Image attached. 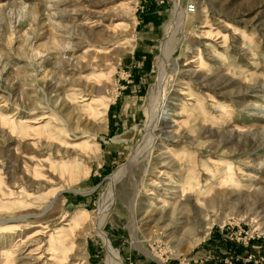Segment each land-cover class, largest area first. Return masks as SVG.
I'll return each mask as SVG.
<instances>
[{"label":"rangeland","instance_id":"374dc122","mask_svg":"<svg viewBox=\"0 0 264 264\" xmlns=\"http://www.w3.org/2000/svg\"><path fill=\"white\" fill-rule=\"evenodd\" d=\"M0 264H264V0H0Z\"/></svg>","mask_w":264,"mask_h":264},{"label":"bare ground","instance_id":"6f19581e","mask_svg":"<svg viewBox=\"0 0 264 264\" xmlns=\"http://www.w3.org/2000/svg\"><path fill=\"white\" fill-rule=\"evenodd\" d=\"M176 2H178V0H175ZM177 5H179V4H177ZM180 12H182V10L180 9ZM183 13V12H182ZM172 34V33H171ZM170 38V37H169ZM168 48V47H167ZM167 52V51H166ZM168 53V52H167ZM162 61V60H161ZM163 62V61H162ZM152 116H153V114H151ZM155 117V116H154ZM155 125H156V120H155V118L153 119H150V123H149V128H148V131L149 132H151L152 130H153V128L155 127ZM129 167V166H128ZM125 171H126V167H124V169H123V167H120V168H118V170L113 174V175H111L110 176V183L112 184V183H114L117 179H119V178H121L123 175H124V173H125ZM191 173V172H190ZM198 183H197V181H196V178L194 177V176H188V178H186L185 179V181L180 185V187H181V189L182 190H192V189H194V190H196V194L197 195H199V191L197 190V188H196V185H197ZM108 205H109V203H108V201H106L104 204H103V206L105 207V212L102 214V216L106 213V211H107V207H108ZM204 232V231H203ZM71 244V243H70ZM52 248H54V247H52ZM143 250H145V249H143ZM51 251V250H50ZM115 254V253H114ZM53 256V255H52ZM56 257V256H55ZM114 257L115 258H117V256H115L114 255Z\"/></svg>","mask_w":264,"mask_h":264},{"label":"built area","instance_id":"2783aa9c","mask_svg":"<svg viewBox=\"0 0 264 264\" xmlns=\"http://www.w3.org/2000/svg\"><path fill=\"white\" fill-rule=\"evenodd\" d=\"M187 9L193 11L194 10V6L192 4H189Z\"/></svg>","mask_w":264,"mask_h":264}]
</instances>
